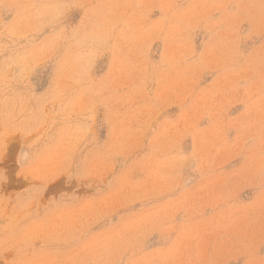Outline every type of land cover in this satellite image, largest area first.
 <instances>
[{
	"label": "rangeland",
	"instance_id": "1",
	"mask_svg": "<svg viewBox=\"0 0 264 264\" xmlns=\"http://www.w3.org/2000/svg\"><path fill=\"white\" fill-rule=\"evenodd\" d=\"M0 264H264V0H0Z\"/></svg>",
	"mask_w": 264,
	"mask_h": 264
}]
</instances>
